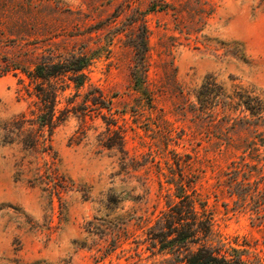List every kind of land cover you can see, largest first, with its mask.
Segmentation results:
<instances>
[{"label":"rangeland","instance_id":"rangeland-1","mask_svg":"<svg viewBox=\"0 0 264 264\" xmlns=\"http://www.w3.org/2000/svg\"><path fill=\"white\" fill-rule=\"evenodd\" d=\"M142 16L151 104L131 81ZM71 55L86 83L52 80V150H31L13 123L36 110L27 73ZM209 76L264 92V0H0V264H184L202 243L264 264L263 148L183 114ZM183 192L210 233L162 248Z\"/></svg>","mask_w":264,"mask_h":264},{"label":"trees","instance_id":"trees-1","mask_svg":"<svg viewBox=\"0 0 264 264\" xmlns=\"http://www.w3.org/2000/svg\"><path fill=\"white\" fill-rule=\"evenodd\" d=\"M168 6L165 3L163 8H168ZM152 7L154 8V6ZM136 22H133L134 25L131 29L134 30L130 41L134 52L131 81L133 89L146 96L147 104H151L149 102L150 98L147 97L148 31L143 16ZM42 59H47V61L40 62L35 65L32 72L27 73V77L30 79L29 84L34 85L33 91L29 90L30 85L24 86L25 92L31 94L37 100L35 102L36 110L32 111L33 119L13 123L16 124L18 135L23 136L25 142H29V144H26L29 149L38 150L40 148L42 153H46V150H52L50 137L59 120L56 117L57 97L59 92H63L67 88L59 89L52 83V80L67 76L76 89L81 88L86 83L85 70L89 66V59L86 55H71L63 61H53L47 57ZM45 84L46 86H44ZM182 110L184 115L188 116L190 114V120L193 123L210 124L212 127L213 125H220L221 128L224 126V129L226 128L230 133H233V137L235 134L240 135L242 131H250L253 139L250 141L242 139L241 142L235 141V144L243 146L239 148L245 151L249 147L258 148L259 144L255 143L257 140L264 151V92L257 94L242 87H235L231 93H228L222 85L209 76L200 85L196 93L195 103L188 102L182 107ZM26 122H29V128L24 127ZM3 130L5 132L8 128L6 127ZM244 142H246L245 145H243ZM231 147L234 148V146ZM254 148L251 149L259 150ZM235 150H237L236 147ZM57 196H59V191H57ZM177 198L180 199L179 206L172 207L171 213L166 214L165 221L168 233L162 236L160 241L162 248L174 244H186L192 238L203 240L210 233L211 224L209 216L205 215L207 212L205 203L201 201L202 219L198 223V227L192 229L196 222V218L192 216L198 215L194 207L195 200L184 192ZM184 264L250 263L238 251H234V254H227L220 250H213L202 243L186 255Z\"/></svg>","mask_w":264,"mask_h":264}]
</instances>
